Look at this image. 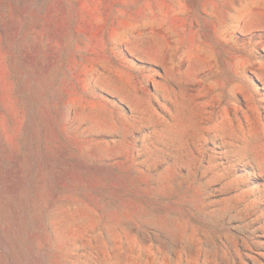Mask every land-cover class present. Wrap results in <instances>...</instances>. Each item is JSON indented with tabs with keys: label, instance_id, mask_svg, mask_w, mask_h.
I'll return each instance as SVG.
<instances>
[{
	"label": "rangeland",
	"instance_id": "1",
	"mask_svg": "<svg viewBox=\"0 0 264 264\" xmlns=\"http://www.w3.org/2000/svg\"><path fill=\"white\" fill-rule=\"evenodd\" d=\"M0 264H264V0H0Z\"/></svg>",
	"mask_w": 264,
	"mask_h": 264
}]
</instances>
